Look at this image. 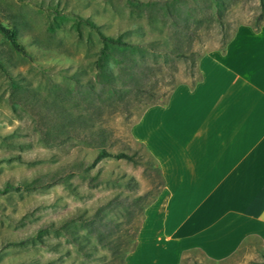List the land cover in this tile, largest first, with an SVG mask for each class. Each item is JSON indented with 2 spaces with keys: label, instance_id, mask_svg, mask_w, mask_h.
<instances>
[{
  "label": "rangeland",
  "instance_id": "rangeland-1",
  "mask_svg": "<svg viewBox=\"0 0 264 264\" xmlns=\"http://www.w3.org/2000/svg\"><path fill=\"white\" fill-rule=\"evenodd\" d=\"M79 18L170 53L155 63L111 53L98 66V36ZM0 23L25 51L0 35V190L13 186L0 192V264H106L115 241L132 244L161 189L134 123L177 85L197 84L199 60L238 26L264 23V0H0ZM102 136L134 161L96 159ZM49 223L54 231L38 232ZM180 264H264V251L253 238L223 260L191 249Z\"/></svg>",
  "mask_w": 264,
  "mask_h": 264
},
{
  "label": "crops",
  "instance_id": "crops-1",
  "mask_svg": "<svg viewBox=\"0 0 264 264\" xmlns=\"http://www.w3.org/2000/svg\"><path fill=\"white\" fill-rule=\"evenodd\" d=\"M198 73L133 125L164 185L124 264H180L191 249L219 261L253 238L264 251V26H238Z\"/></svg>",
  "mask_w": 264,
  "mask_h": 264
},
{
  "label": "trees",
  "instance_id": "trees-1",
  "mask_svg": "<svg viewBox=\"0 0 264 264\" xmlns=\"http://www.w3.org/2000/svg\"><path fill=\"white\" fill-rule=\"evenodd\" d=\"M260 19H261V16L258 15L256 17V21H259ZM79 21L82 22L83 24H85L90 29H92L97 34V36H98V39H99V42H100L99 54H98V57L96 59V65H98V66H99V61L102 58L107 57V55H109L111 53L124 54L126 52H136L137 54H139V56H147V55H150L151 58L155 59L154 60V63L156 62V59L157 58H165L170 53L169 51H166V50H163V51H160L158 53H155L154 51L151 50V47L150 46H148V45H141L140 46V45L134 44V43H132V41L125 40L121 35H117V36H114V37L105 36L104 34H102L100 32L98 26L95 25L90 20L80 19L79 18ZM262 26H264V23L254 25L251 28L254 31H258L260 29V27H262ZM0 35L5 39L6 43L9 45V47L14 52L19 53V54H22V55L25 54V51H24L23 47L17 41V34H16V31L15 30L6 28V27H4L0 23ZM176 55L178 57H185L186 56V55H184L181 52L176 53ZM0 68H2L1 65H0ZM128 70L129 69L126 67V68L123 69V72L126 73ZM133 76L134 75L132 73V75L129 74V77L128 76L127 77L128 78H133ZM145 92L148 93L149 91H145ZM168 99H169V96L167 97V100L164 103H161L160 105H165L167 103ZM153 105H157V104L156 103L148 104L146 106V108L147 107H150V106H153ZM83 124L86 125V126H88L87 123H83ZM101 138H102V142H101V146L97 150L96 159H101V158H105V157H113V158H116V159H125L127 161H134V158H133L132 155H128V154H126V153H124L122 151L116 152V153H111L110 151H108L106 149V147H105V143H106L105 136H102ZM155 166H157V164ZM159 174L161 176V189L158 192V195L161 192V190L163 188V185H164V181H163V178H162V175H161L160 170H159ZM11 188H13L12 185L5 184L2 187V189L0 190V192L1 191L8 190V189H11ZM157 196H156V198H157ZM71 221H73V220H71ZM94 222H95V220H94L93 216L90 217V218L82 219L81 220V223H83L84 225H88L89 227L93 226L94 225ZM140 226H141V224H140ZM140 226L135 229L136 238H137V234L139 232ZM43 231H54V227H53L52 223L46 224V225H44L43 227H41L38 230V232H43ZM136 238H135V234L133 233L132 238H131L132 239V244L129 247L126 246V245L125 246H121L119 240L115 241L114 242V246H113V248H111V252H110L111 253V260L112 261L113 260L114 261H117V264H124L126 255L128 253H130L131 251H133L134 248H135V246H136ZM112 261H110V262H108L106 264H112ZM72 264H87V263H83L82 261H77V262L72 263Z\"/></svg>",
  "mask_w": 264,
  "mask_h": 264
}]
</instances>
